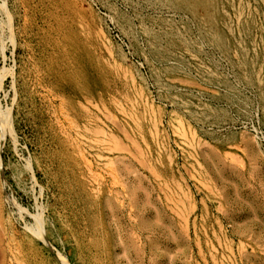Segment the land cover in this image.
<instances>
[{
	"label": "rangeland",
	"instance_id": "rangeland-1",
	"mask_svg": "<svg viewBox=\"0 0 264 264\" xmlns=\"http://www.w3.org/2000/svg\"><path fill=\"white\" fill-rule=\"evenodd\" d=\"M0 3V264H264V0Z\"/></svg>",
	"mask_w": 264,
	"mask_h": 264
},
{
	"label": "bare ground",
	"instance_id": "bare-ground-1",
	"mask_svg": "<svg viewBox=\"0 0 264 264\" xmlns=\"http://www.w3.org/2000/svg\"><path fill=\"white\" fill-rule=\"evenodd\" d=\"M3 5H2V3H0V8H1V10L3 9V7H2ZM5 11V10H4ZM233 12V16H234V18H236V19H238L239 18V12L237 13L236 11H234V10H232ZM7 15V14H6ZM1 18V17H0ZM6 25V24H5ZM8 25V24H7ZM5 27V26H4ZM8 29V28H7ZM9 32H10V28H9ZM10 34V33H9ZM13 40L10 38V36H8V38H7V41L5 42V45H4V48H9V47H11V49L14 47L13 46ZM4 48L2 49V50H4ZM5 51V50H4ZM188 52V51H187ZM2 56H3V59L6 57L5 56V54H4V52L2 51ZM199 59V58H198ZM0 127H1V139L3 138V135L5 134L4 132H7L8 130H9V128H8V123H7V115L5 114V112H1L0 113ZM4 133V134H3ZM12 137V136H11ZM10 137V138H11ZM18 209H20L19 207H18ZM21 211V210H20ZM20 216H21V218L22 219H26L27 217H32L33 216V214H31V213H28V212H23L22 211V213H20ZM35 216V215H34ZM36 220V219H35ZM26 224V226L27 227H29L30 226V224L29 223H25ZM36 225H38V220H36ZM41 240H42V242L44 243V244H46V245H48V246H51V244L46 240V238L45 237H42L41 236ZM52 247V246H51ZM50 247V248H51ZM16 257V256H15Z\"/></svg>",
	"mask_w": 264,
	"mask_h": 264
}]
</instances>
